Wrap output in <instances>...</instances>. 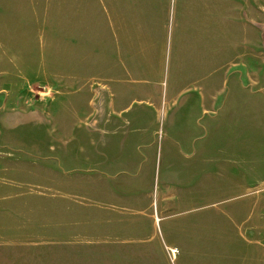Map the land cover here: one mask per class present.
I'll use <instances>...</instances> for the list:
<instances>
[{"label": "rangeland", "instance_id": "rangeland-1", "mask_svg": "<svg viewBox=\"0 0 264 264\" xmlns=\"http://www.w3.org/2000/svg\"><path fill=\"white\" fill-rule=\"evenodd\" d=\"M260 1L246 48L239 33L221 42L212 131L211 115L184 107L205 86L173 59L130 96L99 81L105 16L163 29L169 0H0V264H262ZM72 73L93 80L70 89ZM226 150L225 188L212 171Z\"/></svg>", "mask_w": 264, "mask_h": 264}, {"label": "crops", "instance_id": "crops-1", "mask_svg": "<svg viewBox=\"0 0 264 264\" xmlns=\"http://www.w3.org/2000/svg\"><path fill=\"white\" fill-rule=\"evenodd\" d=\"M253 2L261 3L260 0H169V15L163 29H160V22H156L154 28L147 31L129 27L118 12L105 16V37L99 57L100 84L103 83V89L111 92V96L114 95L113 92L130 96L144 91L142 85L147 82V78L158 72L156 64L158 68L164 58H169L170 61L173 59L184 67L185 73L198 76V82L205 86L198 97L188 96L184 107L194 106L202 114L211 115L206 123L208 128L215 131L218 126L215 113L220 107V94L214 89L217 84L212 78L219 71L221 42L234 44V35L239 33L236 45L246 48L251 34L252 16L260 10ZM78 53V61L71 64L73 66L86 59L84 53L82 57V51ZM43 56L42 52L41 57ZM204 66L210 68V73L203 74ZM56 79L61 85L60 77ZM92 80H82L81 76L72 73L68 79V87L74 89L78 83L82 86ZM83 86L86 88V85ZM48 90L46 95L53 97L54 92ZM189 90L185 91V95ZM217 145V140H213V146ZM226 151L213 161L216 169L212 171V177L220 178L225 188L233 181L230 173L235 165L234 156L228 155ZM225 188L222 189L227 190ZM255 205L260 210L256 220L262 228L257 224L251 228L257 237L254 244L260 249L252 253L253 259H259L264 264V195L255 200ZM236 214V208H233L232 220Z\"/></svg>", "mask_w": 264, "mask_h": 264}, {"label": "built area", "instance_id": "built-area-1", "mask_svg": "<svg viewBox=\"0 0 264 264\" xmlns=\"http://www.w3.org/2000/svg\"><path fill=\"white\" fill-rule=\"evenodd\" d=\"M172 254H173V255L175 254V250L172 251Z\"/></svg>", "mask_w": 264, "mask_h": 264}]
</instances>
